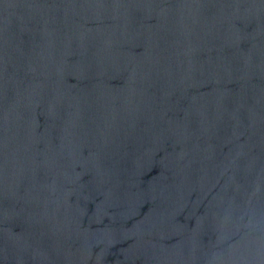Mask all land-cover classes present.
Listing matches in <instances>:
<instances>
[{
    "label": "water",
    "instance_id": "water-1",
    "mask_svg": "<svg viewBox=\"0 0 264 264\" xmlns=\"http://www.w3.org/2000/svg\"><path fill=\"white\" fill-rule=\"evenodd\" d=\"M0 264H264V0H0Z\"/></svg>",
    "mask_w": 264,
    "mask_h": 264
}]
</instances>
